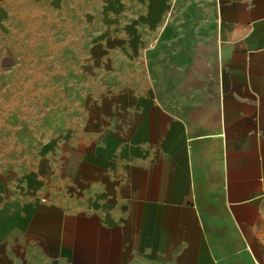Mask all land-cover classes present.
Wrapping results in <instances>:
<instances>
[{
  "label": "crops",
  "instance_id": "0c3cea01",
  "mask_svg": "<svg viewBox=\"0 0 264 264\" xmlns=\"http://www.w3.org/2000/svg\"><path fill=\"white\" fill-rule=\"evenodd\" d=\"M36 1L95 96L63 179L0 181V264H264V0Z\"/></svg>",
  "mask_w": 264,
  "mask_h": 264
},
{
  "label": "rangeland",
  "instance_id": "374dc122",
  "mask_svg": "<svg viewBox=\"0 0 264 264\" xmlns=\"http://www.w3.org/2000/svg\"><path fill=\"white\" fill-rule=\"evenodd\" d=\"M43 8L32 0L0 7V181L28 189L63 179L67 152L58 139L83 137L85 148L87 112L95 96L85 69L90 28L80 19H67L61 28L57 13ZM141 80L136 76L137 83ZM79 158L80 153L72 154L70 168ZM16 264L65 263L37 255Z\"/></svg>",
  "mask_w": 264,
  "mask_h": 264
}]
</instances>
